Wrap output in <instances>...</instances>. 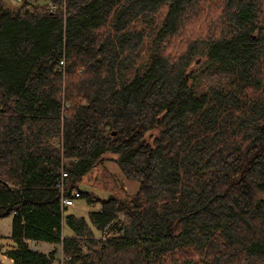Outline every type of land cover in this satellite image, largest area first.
<instances>
[{"label":"trees","instance_id":"obj_1","mask_svg":"<svg viewBox=\"0 0 264 264\" xmlns=\"http://www.w3.org/2000/svg\"><path fill=\"white\" fill-rule=\"evenodd\" d=\"M9 1L0 218L12 216V264H264V0ZM63 171L99 210L64 213ZM94 171L111 180L105 196L81 187Z\"/></svg>","mask_w":264,"mask_h":264},{"label":"rangeland","instance_id":"obj_2","mask_svg":"<svg viewBox=\"0 0 264 264\" xmlns=\"http://www.w3.org/2000/svg\"><path fill=\"white\" fill-rule=\"evenodd\" d=\"M12 4H15V0H10ZM43 0H35L34 3H42ZM114 155L107 154L105 155L103 164L108 168V170L116 177L119 178L121 184L123 185V188L126 190V192H133L137 187V182L129 181L127 180L120 168L118 167L117 163L113 160ZM87 183H82V188H87L95 191L99 194L106 195V192L103 190V187H111V180H109L108 177H104L100 175V172H92L90 176L87 177ZM104 183V185H103ZM100 203L99 202H91L89 203L82 197L75 199L74 204L66 209V213H72L76 216H84L87 217V213L91 210H99ZM11 217L7 216L0 218V234L2 235V238H0V245L2 247L0 252V264H9L8 257L4 256V251L6 249H9V247L12 246V240L10 239V231H11ZM118 223L117 220L110 223L107 227H105L104 231L107 233L109 237H113L119 234L118 230ZM63 234L68 235L69 231L68 229L63 226ZM94 234L96 237H100V234L98 231L94 230ZM29 247L32 249H37L43 252H47L49 249L56 248L60 250L58 244H51L49 242H40V241H34L30 240ZM0 250V251H1ZM53 264H61V254L58 253L57 257L55 258Z\"/></svg>","mask_w":264,"mask_h":264},{"label":"built area","instance_id":"obj_3","mask_svg":"<svg viewBox=\"0 0 264 264\" xmlns=\"http://www.w3.org/2000/svg\"><path fill=\"white\" fill-rule=\"evenodd\" d=\"M68 174L63 171L61 173V177L57 183V188L59 189L61 193V207L65 211L68 207L72 206L74 204V199L80 198V191L79 189L75 187H71L68 190H66V179ZM66 213V211L64 212Z\"/></svg>","mask_w":264,"mask_h":264},{"label":"crops","instance_id":"obj_4","mask_svg":"<svg viewBox=\"0 0 264 264\" xmlns=\"http://www.w3.org/2000/svg\"><path fill=\"white\" fill-rule=\"evenodd\" d=\"M29 242H30V240H27V243H28V245H29ZM12 246H13V243H12ZM12 246L11 247H9V249L10 248H12ZM53 249V248H52ZM52 249H49L47 252H49L50 250H52ZM3 250H1L0 252H2ZM46 252V253H47ZM5 256V255H4ZM8 259V261H9V264H12V260L10 259V258H7Z\"/></svg>","mask_w":264,"mask_h":264},{"label":"bare ground","instance_id":"obj_5","mask_svg":"<svg viewBox=\"0 0 264 264\" xmlns=\"http://www.w3.org/2000/svg\"><path fill=\"white\" fill-rule=\"evenodd\" d=\"M64 168H62V170H63ZM58 182V181H57ZM57 184V183H56ZM57 187V186H56ZM75 200V199H74Z\"/></svg>","mask_w":264,"mask_h":264},{"label":"water","instance_id":"obj_6","mask_svg":"<svg viewBox=\"0 0 264 264\" xmlns=\"http://www.w3.org/2000/svg\"><path fill=\"white\" fill-rule=\"evenodd\" d=\"M251 38H253V37H251ZM113 134H114V132H113Z\"/></svg>","mask_w":264,"mask_h":264}]
</instances>
